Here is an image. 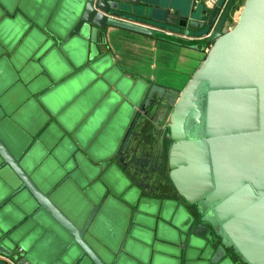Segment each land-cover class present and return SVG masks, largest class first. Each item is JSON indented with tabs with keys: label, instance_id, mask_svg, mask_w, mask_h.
I'll return each mask as SVG.
<instances>
[{
	"label": "water",
	"instance_id": "95a60500",
	"mask_svg": "<svg viewBox=\"0 0 264 264\" xmlns=\"http://www.w3.org/2000/svg\"><path fill=\"white\" fill-rule=\"evenodd\" d=\"M225 1L190 0L188 13L169 15L187 22L174 32L211 44L172 93L126 75L103 51L108 26L155 35L109 17L142 0H0L2 255L264 264V0H246L231 28L237 0L222 11ZM165 106L161 165L151 126Z\"/></svg>",
	"mask_w": 264,
	"mask_h": 264
},
{
	"label": "crops",
	"instance_id": "0c3cea01",
	"mask_svg": "<svg viewBox=\"0 0 264 264\" xmlns=\"http://www.w3.org/2000/svg\"><path fill=\"white\" fill-rule=\"evenodd\" d=\"M239 3L240 0H237V5ZM134 8L135 12L109 17L144 26L159 35L108 26L103 33L102 39L106 43L103 51L111 54L116 65L131 78L141 79L165 92H181L201 66L207 49L211 46L208 44L204 49L205 38L186 36L170 29H184L187 26V22L182 19L174 20L178 22L177 26L176 23H168V20L170 14L179 16L188 13L191 9L190 0H142ZM236 16L238 17V13ZM154 24H161L164 28ZM192 30L199 31L200 27H193ZM183 42H191L194 46L182 44ZM0 264H4L2 259Z\"/></svg>",
	"mask_w": 264,
	"mask_h": 264
},
{
	"label": "flooded vegetation",
	"instance_id": "af4514ba",
	"mask_svg": "<svg viewBox=\"0 0 264 264\" xmlns=\"http://www.w3.org/2000/svg\"><path fill=\"white\" fill-rule=\"evenodd\" d=\"M162 110H163V112L157 121L158 123L152 124L151 129H153L154 132H156V135L158 137L156 140L157 146L155 148V151L158 153V155H160L161 165L162 164L164 165V162L166 161V157L168 154V147H169L171 140L169 137L170 130L168 128V122H166V119H167L168 113H169V107L165 106ZM163 171H164V169H163ZM164 174L166 175V172H164ZM171 191H172V188H171ZM174 193L175 192H172V194H170V195L175 196Z\"/></svg>",
	"mask_w": 264,
	"mask_h": 264
},
{
	"label": "built area",
	"instance_id": "2783aa9c",
	"mask_svg": "<svg viewBox=\"0 0 264 264\" xmlns=\"http://www.w3.org/2000/svg\"><path fill=\"white\" fill-rule=\"evenodd\" d=\"M218 1H219V0H205V4H206V6H207L208 8H213V7L217 4ZM228 1H229V0H226V1H225V4H224V6H223V8H222V11L225 9V7H226ZM195 2H196V1H195ZM231 17H232V18H231ZM231 17H230V24L232 23V24L234 25V23L237 21V16H233V15H231ZM230 24H229V27L231 28L232 26H230ZM186 36H187V35H186ZM0 259H2V260L5 262V264H17V263L14 262L10 257L4 256V255H2V254H0Z\"/></svg>",
	"mask_w": 264,
	"mask_h": 264
},
{
	"label": "rangeland",
	"instance_id": "374dc122",
	"mask_svg": "<svg viewBox=\"0 0 264 264\" xmlns=\"http://www.w3.org/2000/svg\"><path fill=\"white\" fill-rule=\"evenodd\" d=\"M245 1L246 0H240V3L237 5H235V7H234V10H233V16H236V14H237V12L239 13L240 11H241V8L243 7V5H244V3H245ZM234 12H235V14H234ZM230 26H233V24L231 23L230 24ZM229 27V26H228ZM122 71V70H121ZM141 80V79H140ZM149 87H152V85L150 86L149 85ZM108 110H106L105 112H104V114L107 112Z\"/></svg>",
	"mask_w": 264,
	"mask_h": 264
},
{
	"label": "bare ground",
	"instance_id": "6f19581e",
	"mask_svg": "<svg viewBox=\"0 0 264 264\" xmlns=\"http://www.w3.org/2000/svg\"><path fill=\"white\" fill-rule=\"evenodd\" d=\"M238 13V12H237ZM239 15H240V12L238 13V17H237V20H238V18H239Z\"/></svg>",
	"mask_w": 264,
	"mask_h": 264
}]
</instances>
